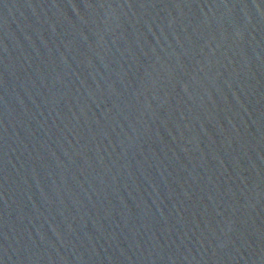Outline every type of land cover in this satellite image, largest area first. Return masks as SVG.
Instances as JSON below:
<instances>
[{"label":"water","instance_id":"water-1","mask_svg":"<svg viewBox=\"0 0 264 264\" xmlns=\"http://www.w3.org/2000/svg\"><path fill=\"white\" fill-rule=\"evenodd\" d=\"M0 264H264V0H0Z\"/></svg>","mask_w":264,"mask_h":264}]
</instances>
